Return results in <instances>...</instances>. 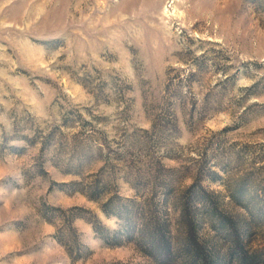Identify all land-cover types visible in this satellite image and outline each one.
Returning a JSON list of instances; mask_svg holds the SVG:
<instances>
[{
  "label": "rangeland",
  "instance_id": "rangeland-1",
  "mask_svg": "<svg viewBox=\"0 0 264 264\" xmlns=\"http://www.w3.org/2000/svg\"><path fill=\"white\" fill-rule=\"evenodd\" d=\"M160 231L264 264V0H0V264H161Z\"/></svg>",
  "mask_w": 264,
  "mask_h": 264
},
{
  "label": "trees",
  "instance_id": "trees-1",
  "mask_svg": "<svg viewBox=\"0 0 264 264\" xmlns=\"http://www.w3.org/2000/svg\"><path fill=\"white\" fill-rule=\"evenodd\" d=\"M189 226H193L192 222ZM153 248L161 264H169L172 259V250L163 232H158ZM184 252L191 258L190 264H207V256L202 247L191 238Z\"/></svg>",
  "mask_w": 264,
  "mask_h": 264
}]
</instances>
